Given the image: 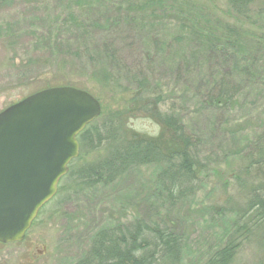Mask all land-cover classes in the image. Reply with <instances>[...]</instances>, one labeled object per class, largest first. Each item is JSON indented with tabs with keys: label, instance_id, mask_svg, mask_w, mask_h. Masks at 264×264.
<instances>
[{
	"label": "rangeland",
	"instance_id": "1",
	"mask_svg": "<svg viewBox=\"0 0 264 264\" xmlns=\"http://www.w3.org/2000/svg\"><path fill=\"white\" fill-rule=\"evenodd\" d=\"M127 1L0 0V111L62 81L63 86L91 93L105 113L126 112L122 117L127 135L153 141L168 153L176 152L180 142L170 128L161 126V118L175 111L199 136L200 156L214 165L200 170L196 190L176 203L167 200L159 183L161 164L132 167L112 184L50 201L22 241L0 243V264H75L97 232L138 218L164 219L180 233L177 264H206L235 232L236 211L243 201L232 171L250 146L247 140H256L264 131V19L257 13L259 4L250 17H237L227 0H174V11L144 8L141 26L138 22L91 31L92 19L112 22L123 12L134 14ZM193 11L236 23L248 44V54L239 60L253 62L257 73H243L242 99L228 111L203 105L215 77L231 65L209 58L199 38L187 34ZM105 40L113 43L123 62L116 72L101 53ZM102 71L120 84L124 72L145 74L162 94L160 112L136 108L125 95L98 85ZM253 231L231 264H264V230Z\"/></svg>",
	"mask_w": 264,
	"mask_h": 264
},
{
	"label": "trees",
	"instance_id": "2",
	"mask_svg": "<svg viewBox=\"0 0 264 264\" xmlns=\"http://www.w3.org/2000/svg\"><path fill=\"white\" fill-rule=\"evenodd\" d=\"M237 17H250L252 7L259 4L257 13L264 19V0H227ZM134 14L123 12L113 21L92 19L88 24L91 31L104 32L111 26L138 23L142 25L144 8L157 12L160 7L174 11V0H128ZM261 4V5H260ZM155 7V8H154ZM139 9L138 12L135 11ZM193 13V14H191ZM189 13L188 35L199 38L202 50L211 59L229 63L231 70L218 74L213 81L212 92L206 95L203 105L218 112L228 111L242 99L244 75H256L255 64L241 63L239 55H247L248 44L244 43L242 31L235 24L221 21L206 12L198 15ZM73 21H79L73 18ZM106 41V40H105ZM104 42V41H103ZM104 58L113 64L112 72L122 68V61L113 47L106 41L102 44ZM244 73V75H243ZM124 84H120L106 72H100L101 87L116 90L142 109L150 107L160 112L162 94L143 73H126ZM121 76V79L123 75ZM98 79V78H97ZM54 81L43 88L63 86ZM68 84V83H66ZM245 94V93H244ZM125 104H129L123 98ZM14 103V102H13ZM145 106H144V105ZM88 124L78 135L79 156L71 161L67 174L61 179L58 191L51 200H64L98 185H109L126 174L132 167L146 164H161L159 183L170 203L188 198L199 182L198 172L212 161L199 153V136L188 129L187 123L178 113H163L161 126L170 128L180 142L175 152H166L160 145L147 139L127 135L119 110L105 113ZM181 114V113H180ZM242 151L239 164L233 173L236 189L242 206L236 211L238 223L235 232L225 244L213 252L206 264H231L253 229L264 230V131ZM66 195V197H64ZM182 237L164 219L138 218L129 223L105 228L97 232L85 254L75 264H177L182 250Z\"/></svg>",
	"mask_w": 264,
	"mask_h": 264
},
{
	"label": "water",
	"instance_id": "3",
	"mask_svg": "<svg viewBox=\"0 0 264 264\" xmlns=\"http://www.w3.org/2000/svg\"><path fill=\"white\" fill-rule=\"evenodd\" d=\"M86 90L37 91L0 111V242L22 241L79 155L78 134L101 114Z\"/></svg>",
	"mask_w": 264,
	"mask_h": 264
}]
</instances>
